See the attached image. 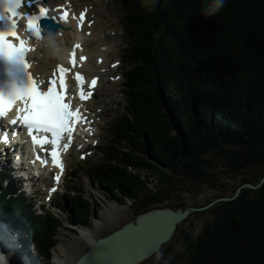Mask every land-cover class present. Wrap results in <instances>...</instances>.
Listing matches in <instances>:
<instances>
[{"label": "trees", "instance_id": "trees-1", "mask_svg": "<svg viewBox=\"0 0 264 264\" xmlns=\"http://www.w3.org/2000/svg\"><path fill=\"white\" fill-rule=\"evenodd\" d=\"M116 3L124 35L125 104L109 124L113 146L105 154L111 158V149L126 158L91 167L92 180L119 203L130 199L136 218L157 209H186L179 192L208 184L220 191L201 206L212 220L196 239L184 235L183 254L176 255L180 264H264V0H225L211 18L199 14L205 0H158L152 9L144 0ZM219 52L230 53L226 62ZM127 157L136 163H126ZM142 167L157 171L153 188L147 179L130 182ZM214 172L240 179L227 189L216 183L218 177L208 181ZM66 187L76 194L66 193L68 200L60 197L54 206L74 204L75 222L85 225L91 204L79 187L69 181ZM10 190L0 191V208L21 219L49 258L57 220L49 211L37 216L24 196Z\"/></svg>", "mask_w": 264, "mask_h": 264}, {"label": "rangeland", "instance_id": "rangeland-1", "mask_svg": "<svg viewBox=\"0 0 264 264\" xmlns=\"http://www.w3.org/2000/svg\"><path fill=\"white\" fill-rule=\"evenodd\" d=\"M113 1L115 0H82V2L77 5V7L79 6V8L86 5L87 8L90 9V14H92L94 17H97L94 23L92 24L93 26L91 27L89 26V24H87V29L84 30V32L87 33L88 38L89 36H93L92 40H87L86 48L91 52H93L95 48L96 50L100 51L98 53L93 52V55L88 54V58L90 59L91 64H93L94 58H96V56L99 55L104 57L106 70L107 64L109 62H113L116 60L118 61L121 59L120 49L123 48L124 40V35H122V31L120 30L121 24L119 22L121 18V13H119V11L117 10V6L113 4ZM213 48L215 47L212 46L211 52L213 51ZM219 55H221L220 58L223 59L224 62H226L230 53H227V55H223L221 52H219ZM125 66L126 64L123 63L120 64L117 69H111V76H115L113 75L114 72L122 75V73L126 71ZM107 76V73H102L101 79L103 81V85H101L96 94L98 97V95L102 92L104 95V101L101 102L100 105L93 104V106H91L92 110L96 111L98 109L101 112L100 114H97L93 124L94 136L81 141L79 145H75L74 150L67 157L68 171H66V181L72 178L71 175L73 173V170H76L75 177H73L70 181L71 183H73L72 186L74 185L81 189L83 198L90 202V219L85 225L77 224L75 222V219L73 218V210L75 207L74 204L72 205V208L69 205L68 207L66 206V209L71 208V210L69 209L70 211L68 212H63L60 207L54 206V203L57 201L58 198L61 197L63 192L66 191L67 194H76V191L74 189L70 190L65 188V184L67 182L65 183L64 181L65 184L63 183L61 190L58 192L59 194L54 199V202H49V204H47L49 205L48 207L46 204H44L45 207L42 208V215H45L46 211H49L50 215L55 217L58 223L57 228L52 233L53 246L49 248V258H44L42 256L43 254L40 253V248L36 247L28 236L30 239V243H27L29 249L31 250V253L37 257L40 264H59L58 259H61L59 258L61 256L57 257L56 250L60 248V246L62 248L64 246V248H66V250H68V252L70 253V256L74 258H78L80 252L83 253V251L88 250V245H77L76 240L74 239L76 238L75 235L78 231V229L76 228H89L91 230L90 233H94L92 234V237L95 240L96 238L104 237L110 234L111 232L121 228L124 224L128 222L134 221L137 216V206L132 205L133 202L130 199H126L124 203H119L118 201L114 200L112 195H110L109 192L106 191V189H100L99 186L92 180V177L90 176L91 167H94L96 165L107 166L106 164L118 165L114 164L113 162H116V160L124 162L122 158H126V156L121 154H118L119 156L117 158V155L113 154L114 152H112L111 149V158H109V156L105 154L107 149L113 146V143L111 142V138L113 137L109 135L108 132L109 124L113 122V119L115 117H118L120 115L119 111L122 108L121 103H123V95L121 93L123 75L122 77L118 78L116 82L111 80L110 82H108ZM115 77H119V75H116ZM255 77H259V74H257ZM103 78L105 79L103 80ZM227 78L228 76H226L224 79L226 80ZM105 84H108L109 86H106ZM231 86L232 85H229V89H231ZM246 90L248 89H245L244 92H247ZM241 95H243V93ZM94 105L96 106L94 107ZM174 123L175 124L173 126L175 127L178 123L177 121H175ZM86 144H88L87 146L89 147L85 148ZM116 147L118 149L117 145ZM224 147L225 145H220L218 148ZM75 149L78 152H76ZM83 156L84 158L82 159ZM210 159L211 164L214 165L216 168L219 169L221 167V164H218L217 162L213 161L214 159L212 158ZM130 161L136 163V161L132 160L131 157H127L126 163H131ZM220 163L222 162L220 161ZM76 165L77 167L75 168ZM142 168L144 169L140 170L138 175L135 178H132L130 182H134L141 178L147 179L148 188H153L156 184V179H153L152 174H157V171H151L152 169L150 168L145 169L146 167ZM130 170L132 171L133 169ZM221 170L225 172L222 167ZM224 172H222V174L214 172L215 175L213 176V178L208 179V181L214 182L218 177L216 183H220L221 186L225 185L228 189L229 187H232L234 184H236V182L240 179L231 176L227 177ZM42 175L44 176L45 174ZM114 175H117V173H115ZM121 175L122 174H119L117 176ZM120 179L125 180L126 176L124 177L122 175ZM38 182H40V180ZM221 186L217 187L219 189H222ZM245 187V185L242 186V188ZM218 192H220L218 189L211 188L210 186H208V184L196 185L191 188V191L179 192L180 198H178V200L182 199L187 208H199L204 205L207 201L213 199L218 194ZM25 194L27 195V193ZM43 196L44 194H42V197ZM65 198L68 200V197ZM92 201L93 203H95L94 208L92 206ZM111 206H115L116 210L112 214L108 215L109 218L106 219L105 213H103V211L108 210ZM32 207L33 210L37 213L38 209L37 206H35V204L33 203V201ZM207 211L208 208L202 211L191 212L188 218L178 225V229L174 234V239H172V241H170L168 245L166 244L165 247L161 249V251L163 252V259L160 261V264H168V260L174 261L176 264H180V261L176 258V255L183 254L184 235L189 234L194 239H196V236L201 233L203 226L207 223H210V221L212 220L211 216L207 213ZM93 221H99L100 224L93 226ZM76 247H78L80 251H77ZM141 264H156L155 255L142 262Z\"/></svg>", "mask_w": 264, "mask_h": 264}, {"label": "snow or ice", "instance_id": "snow-or-ice-1", "mask_svg": "<svg viewBox=\"0 0 264 264\" xmlns=\"http://www.w3.org/2000/svg\"><path fill=\"white\" fill-rule=\"evenodd\" d=\"M24 0H5L6 11L13 15L22 16L27 20L26 31L33 37H40L39 21L48 13L45 7L38 8V14L35 12H18ZM33 0H28V5L31 7ZM11 17H8L10 19ZM6 17L0 14V21ZM63 19V17H61ZM12 24L3 30H0V59L9 62L11 65L22 68L26 82L20 85L13 84L8 92H0V119L6 118L8 112L17 101L23 104L22 108L17 109V116L10 123L12 125L22 124L31 137L34 146H39L42 151H47L46 146L52 145L48 155L52 159L53 165L61 167L58 153V143L63 138V134L67 133L69 141H71L72 128L70 122L74 123L77 120H85L86 118L79 112V109H71V96L66 92L65 73L69 71L62 66H57L60 73L57 80L55 72L47 82V90H41L40 84L37 83L31 74L28 72L29 64L26 62V54L30 51L25 47V41L20 40L18 44L10 42L8 36H16V32L10 29L15 28ZM17 39H19L17 37ZM74 56V51H73ZM85 58L80 57L83 61ZM71 63L75 66V60ZM80 86L78 93L81 101L91 98L93 90L97 83L96 78H93L88 83L87 91H84L85 83L82 74L76 73L74 77ZM43 83V82H41ZM59 83V88H57ZM42 134V135H41ZM9 135L7 131L0 132V142L8 143ZM69 144H65L67 149ZM39 159V157H37ZM43 163V161H42ZM59 180V177H56Z\"/></svg>", "mask_w": 264, "mask_h": 264}, {"label": "bare ground", "instance_id": "bare-ground-1", "mask_svg": "<svg viewBox=\"0 0 264 264\" xmlns=\"http://www.w3.org/2000/svg\"><path fill=\"white\" fill-rule=\"evenodd\" d=\"M59 33H60V34H58L59 37H58V35L52 36L53 39L55 38L56 43H57V47L59 49L58 55H53V50L48 46V43H47L48 39L44 43L42 42L41 46L39 45L40 48L33 55L35 57V64H36L35 69H36L37 73L45 74L46 71H50L51 68L56 63V60L60 61L61 59H63V61H65L66 58L68 57L70 50H68L67 48H64V44H65V46H67V44L70 40H76V42H74V43H77V42L81 43L82 44L81 48H82L84 46V44H86L87 40L93 39V36L88 38L85 33H82V32L79 33V32H75L73 30H70V32L59 31ZM74 43H72L70 46L72 47V45ZM93 52L98 53L100 51L96 50V48H95V50H93ZM93 52L87 50L86 51L87 54L86 53L85 54L86 55H88V54L93 55L94 54ZM96 57L99 58V55ZM98 58H96V60L94 58L95 61L93 62V64H91L90 59L88 61V58H87L86 62H81V64H77L78 59L76 60V67L80 66V67H78V69L81 71V73L83 74V76L85 78L86 85H83L84 91H87L88 83L93 78H96V80L99 82V77H101L100 73H103L105 71V69H104V67H105L104 58L103 57H101L99 59ZM94 74H96V76L91 77ZM103 79H105V78H103ZM97 91L95 92V95L93 96L94 97L93 99L95 102L94 104L100 105L101 102L104 101V99H103L104 95L101 92L97 97V95H96ZM96 105H94V107ZM93 113H96V112L93 110ZM95 117H96V115H95ZM171 120H174V119L171 117ZM7 147H8V145H7ZM7 147H5V149ZM22 160L25 161L24 158H22ZM23 161H21V164H20L21 168H17V167L10 168L12 174H14V176L17 178V175H19V172H22L24 176L26 174V177H27L26 184L27 185H30V186L39 185L40 182H38V181L41 180V178H40L41 170L39 169L38 165L33 164V162H32V164H29L28 160H26L28 165H29V167H28L26 165V162H23ZM1 163H3V162H1ZM0 166H2V165H0ZM129 167L130 166H128V168ZM25 171H26V173H25ZM18 180H19V178H18ZM11 182H12V180L9 179V183H11ZM48 188L50 189L51 187L49 186ZM99 188L101 189V187H99ZM91 190H93V189H91ZM27 192L31 193L30 188L27 189ZM226 200L227 199H220V200H217L216 202L226 201ZM92 206L95 207V203H93ZM188 208H192V209H194L193 212H197L198 209H201V211H202V210H204L205 207H201V208L188 207ZM115 210H116L115 206H111V207H109L108 210L103 211V213H105V218L108 219L109 218L108 215L112 214ZM62 211L67 212V210L65 208L62 209ZM187 218H188V216L183 221H185ZM94 220H96V219H94ZM98 224H100L99 221L98 222L93 221V226L98 225ZM178 225H177V227H178ZM177 227H176V230H177ZM76 229H78V231L75 235L76 238H74V239L76 240L77 245L83 244V245H88V247H89L91 245V243L93 244V242L96 239H98V238H96L94 240V238L92 237V234H94V233H90L91 230L89 228L82 227L80 229L79 228H76ZM176 230L173 233V236L176 233ZM135 239H136V236L132 237L130 240L134 241ZM137 240L138 241L139 240L140 241H147L146 240V232H142V231L138 232L137 233ZM0 244H4V246L6 245V247H7L6 252H3L0 249V257L3 258L2 264H39L38 260H36V258L35 259L31 258L30 252L26 248V242H23V240H22V233H20V232L15 233L14 231H12L11 226H9V225L5 226L1 222H0ZM166 244H168V243H166ZM166 244H164V245H166ZM76 249H77V251H80L78 247H76ZM56 251H57L56 252L57 257L61 256V257H59L61 259H58L59 264H74V262L78 259V258L71 257L70 253L68 252V250H66V248H64V246H63V248L60 246V248H58ZM84 252L85 251H83V253ZM79 254L81 255L82 253L80 252Z\"/></svg>", "mask_w": 264, "mask_h": 264}, {"label": "water", "instance_id": "water-1", "mask_svg": "<svg viewBox=\"0 0 264 264\" xmlns=\"http://www.w3.org/2000/svg\"><path fill=\"white\" fill-rule=\"evenodd\" d=\"M54 27L56 29L59 26ZM45 32L50 34L47 28ZM193 211L192 208H165L144 213L110 234L96 239L74 264H141L154 256L152 249H161L171 241L177 225ZM141 231L146 232L147 241L137 240V233ZM135 236L136 239L131 241Z\"/></svg>", "mask_w": 264, "mask_h": 264}, {"label": "clouds", "instance_id": "clouds-1", "mask_svg": "<svg viewBox=\"0 0 264 264\" xmlns=\"http://www.w3.org/2000/svg\"><path fill=\"white\" fill-rule=\"evenodd\" d=\"M145 6L149 9H152L158 3V0H144ZM225 0H205V3L202 4L199 14L204 18H211L215 16L224 6ZM48 46L53 50V55H58L59 49L56 44L55 38L49 36L47 40ZM152 252L155 255L156 264H160V261L163 259V252L157 247L152 249ZM2 257H0V264H2Z\"/></svg>", "mask_w": 264, "mask_h": 264}]
</instances>
